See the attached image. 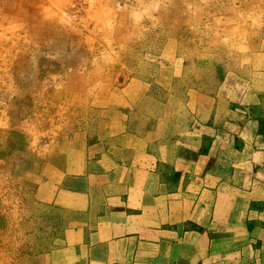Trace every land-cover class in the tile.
Here are the masks:
<instances>
[{"label": "crops", "instance_id": "obj_1", "mask_svg": "<svg viewBox=\"0 0 264 264\" xmlns=\"http://www.w3.org/2000/svg\"><path fill=\"white\" fill-rule=\"evenodd\" d=\"M70 52L41 86L49 116L0 129L19 141L24 164L8 171L33 220L30 237L0 244V264H264V53L240 63L251 80L222 63L218 86L171 85L167 61L157 86L131 69L93 83Z\"/></svg>", "mask_w": 264, "mask_h": 264}, {"label": "rangeland", "instance_id": "obj_2", "mask_svg": "<svg viewBox=\"0 0 264 264\" xmlns=\"http://www.w3.org/2000/svg\"><path fill=\"white\" fill-rule=\"evenodd\" d=\"M1 1L0 129H17L19 125L15 123L21 124L22 118L28 123L42 118L33 115L37 110L44 118L49 116L46 105L51 102L49 96L44 97L45 88L41 86L56 84L48 76L51 71L54 75L57 70L59 77L63 76L64 71L58 68L70 51L81 53L83 66L93 83L96 79L99 83L105 80L113 83L116 72L131 69L132 73L152 79L157 86L162 62L166 70L167 61H172L167 60L168 54L175 53L173 66L169 63L173 71L171 85L198 82L218 86L224 74L220 76L219 70L213 74V69H219L220 65L224 68L222 63H227L233 73L236 74L238 68L241 75L247 72V79L251 80L250 73H255L254 69L242 67L240 63L248 58L252 64L257 56L254 53H264V0ZM10 8L15 11L16 19L10 16ZM25 15L30 16L20 19ZM50 21L52 26L48 27ZM33 33L40 38L33 40ZM259 62L262 66L263 61L259 59ZM144 71L150 75L145 76ZM91 94H96L95 90L90 91ZM72 101H68L66 110L58 108L61 116H70L76 111V102ZM60 102L56 104L62 105ZM55 110L52 108L50 114L55 115ZM2 138L0 196L9 202L11 218L0 220V244L14 245L31 236L33 220L31 214L30 219L25 218L23 205L14 201L17 198L21 202L18 191L12 186L17 183V173L8 171L24 164L17 155L19 141ZM34 222L37 223L34 227L41 230L48 224L44 220Z\"/></svg>", "mask_w": 264, "mask_h": 264}, {"label": "bare ground", "instance_id": "obj_3", "mask_svg": "<svg viewBox=\"0 0 264 264\" xmlns=\"http://www.w3.org/2000/svg\"><path fill=\"white\" fill-rule=\"evenodd\" d=\"M1 1V0H0ZM3 1V3H4V0H2ZM2 1H1V3H2ZM93 6V5H92ZM14 10H13V8L11 9H9V14H10V16H13V18L14 19H16L17 17L15 16V11L13 12ZM28 16H30V15H28ZM28 16H21V18L20 19H23V20H25V19H28ZM51 22L52 21H50V22H48L49 23V25H48V27H51L52 26V24H51ZM39 23H42V22H39ZM51 31H53L52 29H51ZM63 31L66 33V31L67 30H65V29H63ZM27 34H29V31H27ZM57 34V33H56ZM33 37H32V39L34 40V39H37V38H40L38 35L36 36L34 33L33 34H31ZM109 36V35H108ZM76 40V39H75ZM69 41H71V40H69ZM73 41H74V39H73ZM121 80V79H120ZM33 87V86H32ZM134 103H135V101H134ZM133 104V103H132ZM34 129V128H33ZM19 158V157H18ZM23 161V160H22ZM21 161V162H22ZM20 166H21V163H20ZM19 166V167H20ZM5 239V238H4ZM8 241V240H7ZM6 242V241H5ZM13 243V242H12ZM13 245V244H12ZM23 247H25V246H23ZM31 247V246H30ZM37 250V249H36ZM23 251V250H22ZM27 251V250H26ZM25 253V252H24ZM28 254V253H27ZM38 254V253H37ZM31 255V254H30ZM34 255V254H33Z\"/></svg>", "mask_w": 264, "mask_h": 264}]
</instances>
